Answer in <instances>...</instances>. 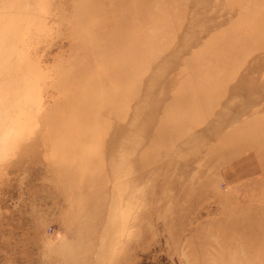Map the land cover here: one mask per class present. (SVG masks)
Instances as JSON below:
<instances>
[{"label":"rangeland","instance_id":"374dc122","mask_svg":"<svg viewBox=\"0 0 264 264\" xmlns=\"http://www.w3.org/2000/svg\"><path fill=\"white\" fill-rule=\"evenodd\" d=\"M0 264H264V0H0Z\"/></svg>","mask_w":264,"mask_h":264},{"label":"bare ground","instance_id":"6f19581e","mask_svg":"<svg viewBox=\"0 0 264 264\" xmlns=\"http://www.w3.org/2000/svg\"><path fill=\"white\" fill-rule=\"evenodd\" d=\"M251 155V154H250ZM250 159V158H249ZM252 162V161H251ZM253 167V166H252ZM256 167V166H255ZM234 169V168H233ZM229 171V170H228ZM229 173V172H228Z\"/></svg>","mask_w":264,"mask_h":264}]
</instances>
